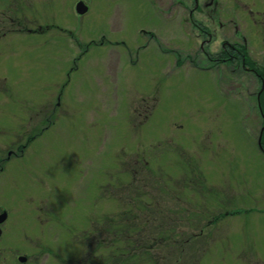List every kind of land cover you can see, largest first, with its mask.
I'll list each match as a JSON object with an SVG mask.
<instances>
[{"label": "rangeland", "instance_id": "1", "mask_svg": "<svg viewBox=\"0 0 264 264\" xmlns=\"http://www.w3.org/2000/svg\"><path fill=\"white\" fill-rule=\"evenodd\" d=\"M77 1L0 0V264H86L121 184L177 217L175 263L264 264V0Z\"/></svg>", "mask_w": 264, "mask_h": 264}, {"label": "trees", "instance_id": "2", "mask_svg": "<svg viewBox=\"0 0 264 264\" xmlns=\"http://www.w3.org/2000/svg\"><path fill=\"white\" fill-rule=\"evenodd\" d=\"M202 30H204V32L202 31L203 36L207 35V30ZM235 47L236 48L234 49V52L236 53V56L239 57V59L241 58V61L244 62V60L246 59L245 48L241 45H235ZM263 92V90L260 91V97L262 99L261 103L264 107ZM261 129L262 133L260 136L259 148L261 152L264 153L263 124L261 125ZM143 160V158L137 156L132 161V164L129 162L131 166L130 168L125 165V168L130 170L132 182L133 180H136V177H140L142 175L141 169L143 170L145 169L144 167H147L146 165H148V161L145 164ZM144 182L145 179L142 181V184H140L141 187L145 185ZM121 185L118 186L120 188V191L118 190L113 193L118 194V198L123 202L122 208L119 209L116 213L105 214L96 218L95 220L96 223L98 222V224H95V226L92 227V230H89L84 234L88 236L87 241L91 240L90 238H92L93 240V242H90L88 244L92 245L93 247H90L89 251L87 249L89 254H86L87 257L85 263L94 264L99 260L102 264H141V259H144L145 262L149 264L150 261L153 264H158V262L165 261L166 255L164 254H161V256L158 257V262L157 260L156 262L151 260L150 254L153 253L150 252V248H152L153 246H148L146 243V234L149 233L146 232V230L148 229L146 225H148L147 223L149 221V224L153 223L152 225L156 226L157 222L155 221V215H158L160 211L156 212L151 208V206L139 202V200L141 201V199H147V197H149V195L145 197L142 188L135 187V192L132 193L129 190V186H127L126 184L123 186ZM114 194H112V196ZM171 214L174 215L173 211ZM141 216L143 218L142 221L140 220ZM176 222V216H172V218L169 219V222H161L159 226H156L158 233H160L159 237H157L158 234L151 236V238H154V242L155 240H161L160 243H163L168 250L172 247L175 252H177V255L174 258L172 264H177L175 262L186 256L185 249L190 243L189 237H181L182 233L178 234L179 232H177L175 229ZM147 250H149L150 253ZM96 252H98L99 255L96 254ZM91 254L93 257L91 256Z\"/></svg>", "mask_w": 264, "mask_h": 264}, {"label": "water", "instance_id": "3", "mask_svg": "<svg viewBox=\"0 0 264 264\" xmlns=\"http://www.w3.org/2000/svg\"><path fill=\"white\" fill-rule=\"evenodd\" d=\"M87 6L84 5V3L82 1H78L75 5V11H77L79 14H84L87 10ZM6 219V213L2 212L0 213V222L4 221ZM18 259H20V261L24 260V256H20L18 257Z\"/></svg>", "mask_w": 264, "mask_h": 264}, {"label": "flooded vegetation", "instance_id": "4", "mask_svg": "<svg viewBox=\"0 0 264 264\" xmlns=\"http://www.w3.org/2000/svg\"><path fill=\"white\" fill-rule=\"evenodd\" d=\"M196 1V0H195ZM209 4H210V2H208ZM192 5L196 8V7H198V5L195 3V2H192ZM226 44H228V43H226ZM225 44V45H226ZM232 49L234 48V47H232V46H230ZM4 263H5V261H4Z\"/></svg>", "mask_w": 264, "mask_h": 264}]
</instances>
